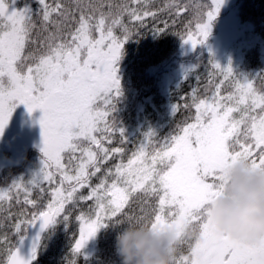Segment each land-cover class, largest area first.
Returning a JSON list of instances; mask_svg holds the SVG:
<instances>
[{
	"label": "snow or ice",
	"instance_id": "1",
	"mask_svg": "<svg viewBox=\"0 0 264 264\" xmlns=\"http://www.w3.org/2000/svg\"><path fill=\"white\" fill-rule=\"evenodd\" d=\"M224 0L201 4L173 2V15H192L179 33L193 48L210 35ZM41 10L20 8L17 0H0V135L18 103L43 111L40 172L0 188V211L17 202L38 211L19 213L12 234L25 238L26 227L41 228L68 219L69 206L81 210L79 251L108 221L124 219L178 228L174 264H264V238L254 242L219 231L207 207L228 182L225 167L238 158L264 168V72L238 79L231 67L213 61L203 89L192 88L173 111L193 110L170 140L149 132L130 156L113 147L124 130L111 118L113 98L120 95L117 62L124 42L158 16L144 0H40ZM173 21L155 32L175 27ZM194 30V31H193ZM117 163H112L114 160ZM111 165V166H109ZM93 178L97 183H93ZM49 185L46 205L40 200ZM37 198L33 199V191ZM86 190V191H85ZM23 196V200L19 199ZM136 203L138 215L128 209ZM123 217V219H122ZM196 231L186 234L185 225ZM4 264H30L18 243L0 234ZM33 259L36 246L33 245Z\"/></svg>",
	"mask_w": 264,
	"mask_h": 264
},
{
	"label": "trees",
	"instance_id": "2",
	"mask_svg": "<svg viewBox=\"0 0 264 264\" xmlns=\"http://www.w3.org/2000/svg\"><path fill=\"white\" fill-rule=\"evenodd\" d=\"M24 8H30L34 14H39L41 10L40 0H25ZM52 3L53 0H48ZM68 0H65L67 3ZM146 4L152 6V11H158V16L147 18L142 27L134 32L123 44L121 56L118 60L120 78V95L113 98V111L111 118L115 122L117 128L128 124H134L135 120L142 113L145 119L151 122L158 121L164 108L161 104L169 101L174 106L183 104L186 101L181 97L191 93L192 88H199L203 97V89L207 84L210 74L213 72L211 68L214 61V55L206 49L204 44L191 49L189 43H185L179 33L184 32V25L192 19L189 12L187 15L175 16V9L168 11V6L173 2H183L189 4H201L205 7L210 0H144ZM232 8L237 10L238 15L246 21L254 34L260 39H264V0H234ZM224 13L218 14L212 22V32L216 33L218 22ZM167 21L169 25L176 22L175 27H170L168 31L155 32L153 29L162 26V22ZM194 31V30H193ZM208 36V38L210 37ZM246 65L249 69H256L257 73L264 72V60L261 57V48L259 45L248 48L245 56ZM175 68H185L186 73L183 79L177 82H170L167 95L162 93L163 73L172 71ZM142 109V112L139 110ZM152 113L149 115V113ZM140 114V115H139ZM193 114V110L180 109L178 113L174 111L167 113L160 118V127L155 133V139L163 142L170 140L173 135L178 132V125L186 117ZM136 116V117H135ZM146 121V122H147ZM150 122V123H151ZM142 133V128H138ZM137 131V130H136ZM127 133L124 136L127 137ZM113 147H125L121 145L120 139H115ZM131 150H126V156H130L133 151V145L130 144ZM42 160L43 153L41 149L30 146L24 152L21 162L12 164H0V188L9 187L17 178L26 173L28 166L35 160ZM114 160L112 163H117ZM111 166V165H109ZM98 180L93 178V183ZM47 191L40 200L41 205H46L50 196L49 185H44ZM86 191V190H85ZM37 192L34 190L32 198H37ZM19 199L22 201L23 196ZM71 213L68 219L62 215L58 217L56 222L52 223L44 234L39 249L35 254L32 264H120V257L115 247V238L119 231L126 225H117L115 220H110L100 230L97 240L96 249L91 254L84 253L81 249L74 251V245L79 238L80 222L77 219L81 210L87 212L88 208L84 204H77L75 207L69 206ZM3 211H0V234L7 233L12 243H18L19 237H15L12 232L11 225L13 219L7 218L8 213H12L13 217L19 218V213H32L39 209H34L29 205L17 202L14 198L11 204L5 203ZM129 215H138L137 204L134 203L128 209ZM123 219V217H122ZM24 235L27 231V226ZM6 256L3 249L0 248V264H4Z\"/></svg>",
	"mask_w": 264,
	"mask_h": 264
},
{
	"label": "rangeland",
	"instance_id": "3",
	"mask_svg": "<svg viewBox=\"0 0 264 264\" xmlns=\"http://www.w3.org/2000/svg\"><path fill=\"white\" fill-rule=\"evenodd\" d=\"M25 3V0H17V6L20 8H24ZM233 3L234 0H224L219 11V14L224 13V16L221 17L218 22L216 33L210 35V37L202 44L206 46L207 50L213 53L215 62H218L222 67L231 65L233 72L238 79H252L257 73V70L249 69L248 65H246V51H248V48H253L259 45L261 48V57L264 60V39H260L254 34L250 25L240 18L237 10L232 8ZM212 31L211 28V32ZM199 45L201 44H198L197 46ZM189 46L191 49H194L190 42ZM197 46L195 48H197ZM117 66L119 71L118 62ZM185 73V68H175L172 71H165L163 73L162 93L164 96L167 95L168 86L171 84L170 82H177L178 80L183 79ZM161 106L165 109L162 117L165 116V111L167 113L173 112L174 104H170L168 100H164ZM142 111V109L139 110V112ZM142 114V116L139 114L140 116L135 120L136 125L128 124L120 127L124 130L123 135H125V133L128 134L127 146L125 143L126 150H131L130 144H132L133 151H135L136 147L145 139L146 134L149 132L156 133L161 125L160 118L162 117H160L158 121L152 123L151 117L147 121L144 117L145 114ZM151 114L152 113L150 112L149 115ZM42 116L43 111L41 109L29 112L25 104L17 102V106L15 107L9 122L5 126L2 135H0V164L21 162L20 160L23 158L25 149L30 146H34L38 149L42 148L43 135L42 125L40 124ZM138 128H142L141 134H139L140 130H138ZM115 139H120L119 133H117ZM42 161L43 159L35 160L31 163L28 166L26 173L17 178V180L23 178L26 182L27 180L32 179L34 175L40 172ZM102 227L103 226H101L96 234L90 237L81 248L84 253L91 254L95 251L97 236Z\"/></svg>",
	"mask_w": 264,
	"mask_h": 264
},
{
	"label": "clouds",
	"instance_id": "4",
	"mask_svg": "<svg viewBox=\"0 0 264 264\" xmlns=\"http://www.w3.org/2000/svg\"><path fill=\"white\" fill-rule=\"evenodd\" d=\"M228 182L207 207L216 228L236 239L251 242L264 238V168H254L246 158L225 167ZM115 238L120 264H174L178 252V228L124 219ZM186 234L195 235L190 225Z\"/></svg>",
	"mask_w": 264,
	"mask_h": 264
},
{
	"label": "water",
	"instance_id": "5",
	"mask_svg": "<svg viewBox=\"0 0 264 264\" xmlns=\"http://www.w3.org/2000/svg\"><path fill=\"white\" fill-rule=\"evenodd\" d=\"M50 225L42 229L40 223L38 222L34 226H30L27 228L25 238L22 242L18 241V246L20 248L21 254L25 257L26 260L30 261V264H32L34 260L32 251L33 245L36 246V254L44 237V234Z\"/></svg>",
	"mask_w": 264,
	"mask_h": 264
},
{
	"label": "flooded vegetation",
	"instance_id": "6",
	"mask_svg": "<svg viewBox=\"0 0 264 264\" xmlns=\"http://www.w3.org/2000/svg\"><path fill=\"white\" fill-rule=\"evenodd\" d=\"M25 151H26V149H25ZM5 165H7V164H5Z\"/></svg>",
	"mask_w": 264,
	"mask_h": 264
}]
</instances>
